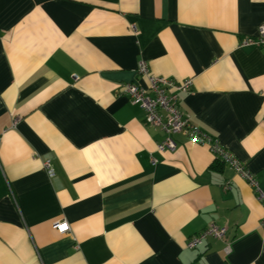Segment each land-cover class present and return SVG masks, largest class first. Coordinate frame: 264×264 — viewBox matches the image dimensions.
<instances>
[{
	"label": "crops",
	"instance_id": "0c3cea01",
	"mask_svg": "<svg viewBox=\"0 0 264 264\" xmlns=\"http://www.w3.org/2000/svg\"><path fill=\"white\" fill-rule=\"evenodd\" d=\"M261 25L264 0H0V264H264ZM141 60L192 77L179 108L258 191L185 134L157 149L122 91ZM211 223L229 252L187 248Z\"/></svg>",
	"mask_w": 264,
	"mask_h": 264
},
{
	"label": "built area",
	"instance_id": "2783aa9c",
	"mask_svg": "<svg viewBox=\"0 0 264 264\" xmlns=\"http://www.w3.org/2000/svg\"><path fill=\"white\" fill-rule=\"evenodd\" d=\"M131 32L138 33L135 25L130 26ZM264 46V25H261L255 36H247L240 40L239 47ZM136 71L146 79L145 86L127 82L122 85L123 93L128 99L138 104L144 111V121L146 125L161 130L163 139L157 144L160 151H174L177 147L173 138L176 134H185L191 140L209 147L211 152L224 163L233 168L251 186L258 191L257 182L253 173L239 161V159L217 139L202 131L194 125L189 116L179 108L180 94L191 90L193 79L186 77L178 80L169 79L163 76L150 73L147 63L139 61ZM154 162L155 159L151 157ZM47 174L51 177L54 170L48 162L44 164ZM259 198L264 201V195L259 193ZM260 227L264 230V218L260 221ZM54 228L59 233L69 231V224L62 220L54 224ZM226 227L211 223L201 231L192 235L186 242L187 248H196L208 237H214L227 243L225 248L228 253L230 246L227 241Z\"/></svg>",
	"mask_w": 264,
	"mask_h": 264
}]
</instances>
